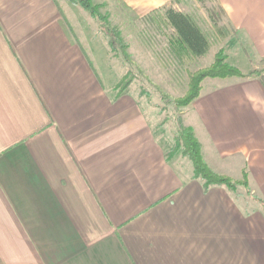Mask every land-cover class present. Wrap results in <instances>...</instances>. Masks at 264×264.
<instances>
[{
	"label": "crops",
	"instance_id": "obj_1",
	"mask_svg": "<svg viewBox=\"0 0 264 264\" xmlns=\"http://www.w3.org/2000/svg\"><path fill=\"white\" fill-rule=\"evenodd\" d=\"M220 1L262 57L264 0ZM61 8L0 0V264H264L260 204L168 154L158 109L118 91L108 48ZM220 78L182 118L214 170L246 168L264 198L263 74Z\"/></svg>",
	"mask_w": 264,
	"mask_h": 264
},
{
	"label": "rangeland",
	"instance_id": "obj_2",
	"mask_svg": "<svg viewBox=\"0 0 264 264\" xmlns=\"http://www.w3.org/2000/svg\"><path fill=\"white\" fill-rule=\"evenodd\" d=\"M93 1L99 3L100 12L106 15V20H108V24L114 29L115 34L120 35L122 38L125 43L123 50L128 55V59L124 57L122 49L116 48L113 50L107 45L106 42H108L110 34L105 30L103 23L98 17H93L91 21L88 18L90 17L89 12L83 7L82 9L78 3H74L71 0H58L65 16L70 20L79 21L81 24L88 23L90 30L92 29L102 44L108 48L111 54V61L117 67L119 66L121 73L116 82L118 91L125 88L122 82H125L127 85L130 84V91L143 94V101L147 96L151 101V105L158 109L159 113H156V117L158 116L159 124L172 139V145L168 147V154H172L173 150H178L184 155L189 156L188 152L184 151L185 144L180 131L181 127L183 129V127L190 126L182 118L183 110L200 93L186 105L177 106L172 101V98L184 95L187 90V69L209 64L213 59L214 53L221 46H224L227 53L230 54L229 60L235 62L245 72V75L242 77L249 76L246 73L248 71L252 72V70H259L264 76V55L261 57L252 48L248 51V54L246 53L247 51L239 49L241 45L246 46L247 42H249L248 45L252 46L251 40L241 35V31L237 29V26H239L238 22L234 21V24L230 23L227 11L225 12L226 9L221 5L220 0H173L170 3L154 7L146 12H142V9L138 7L131 6L132 8H130L124 4L125 2L123 3V0ZM168 6H174L177 9L191 13L199 21L209 35L210 40H212L208 51L204 55L184 64L176 62L174 56L178 50L171 46L174 28L164 18V12ZM69 7L73 9L70 10ZM211 9L217 18L213 19L212 15H210L212 14ZM66 10L69 11L68 15H66ZM82 12L85 13L86 22ZM220 24L225 27V31L221 33L222 36L219 35V32L224 28L217 29ZM233 35L235 36L232 37ZM251 76L256 75L250 74L249 77ZM121 77H123V81ZM208 77L210 79H206L205 77L201 81L203 86L201 90L203 92L210 85L211 87L217 85L212 83L214 82L213 80L221 79L218 76ZM119 81L121 82L120 85L118 84L120 83ZM169 98L171 99L170 101ZM159 124L156 125V129L160 127ZM248 186L250 187V185ZM234 192H244V195L250 199V195L247 193L244 185H238Z\"/></svg>",
	"mask_w": 264,
	"mask_h": 264
},
{
	"label": "trees",
	"instance_id": "obj_3",
	"mask_svg": "<svg viewBox=\"0 0 264 264\" xmlns=\"http://www.w3.org/2000/svg\"><path fill=\"white\" fill-rule=\"evenodd\" d=\"M71 1L78 3L81 7L87 10L91 16L98 17L100 19L105 30L110 34V38L108 39V42H106L107 45L113 50L116 48L122 49L124 57L128 59V55L125 54L123 50L125 43L120 35L115 34L114 29L108 24L106 15L100 12L99 3L94 2L93 0ZM210 15H212L213 19L217 18L213 10ZM164 18L174 28L171 46L178 50L174 56L177 63L184 64L185 62L194 60L195 58L204 55L208 51L212 40H210L207 32L191 13L177 9L174 6H168L164 12ZM222 28L224 29L219 32V35L221 36V33L225 31V27L221 24L217 27V29ZM187 73L188 87L185 94L172 98L173 103L177 106L190 103L192 99L200 93L202 88L201 81L205 77L245 75V72L241 70L235 62L229 60V54L224 46H221L216 53H214L213 59L209 62V64L202 67L187 69ZM248 73L246 74L249 76L250 74L259 76L262 75L259 70H252V72L248 71ZM121 79L123 81V77H121ZM118 84L120 85L121 82ZM122 84L123 87L127 86L125 82H122ZM163 96L165 97V95ZM170 100L171 99L169 98V101ZM180 131L185 144L184 151L188 152L194 164V176L201 177L206 187L212 184L226 185L229 189L235 191L238 185H244L247 193L260 204L262 210L264 211V198L253 193L251 188L248 186V170L246 168L243 169V176L241 178H233L226 173L217 172L205 160L202 153L201 143L194 133L193 128L188 126L186 128L183 127L182 129L181 127Z\"/></svg>",
	"mask_w": 264,
	"mask_h": 264
}]
</instances>
